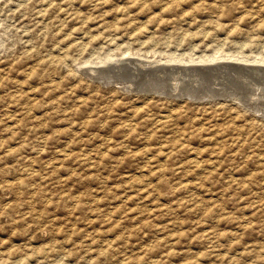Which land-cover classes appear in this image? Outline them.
<instances>
[{"label": "rangeland", "instance_id": "1", "mask_svg": "<svg viewBox=\"0 0 264 264\" xmlns=\"http://www.w3.org/2000/svg\"><path fill=\"white\" fill-rule=\"evenodd\" d=\"M262 85L264 0H0V264H264Z\"/></svg>", "mask_w": 264, "mask_h": 264}, {"label": "bare ground", "instance_id": "2", "mask_svg": "<svg viewBox=\"0 0 264 264\" xmlns=\"http://www.w3.org/2000/svg\"><path fill=\"white\" fill-rule=\"evenodd\" d=\"M258 57V56H257ZM209 59H207V61H214V62H216V61H218V59H220V58H223V57H220V58H214V57H208ZM231 58V57H230ZM120 61V60H119ZM172 61V60H171ZM174 61V60H173ZM230 61V60H229ZM244 61V60H243ZM258 60H256V62H257ZM196 62V61H195ZM199 62H205L206 63V60H203V59H201V60H199ZM227 62V61H226ZM255 62V61H254ZM259 62V61H258ZM209 63V62H208ZM141 64H143V63H141ZM207 64V63H206ZM240 64V63H239ZM143 65H147L146 63H144ZM170 65V64H169ZM166 66V65H165ZM124 67V66H123ZM155 67V66H154ZM153 67V68H154ZM189 67V66H188ZM209 67V66H208ZM243 67V66H242ZM122 68V67H121ZM143 68V67H142ZM186 68V67H185ZM215 68H219V67H215ZM215 68H209V69H215ZM236 68V67H235ZM240 68V67H239ZM173 71V72H175L174 71V68L173 67H170L169 69H167V68H164V67H157V68H155V70H152V71H150V72H155V73H159V72H163L164 74H171V70ZM179 69V68H178ZM203 69V68H202ZM231 69H232V67H231ZM252 69V68H251ZM258 69V68H257ZM91 70V69H90ZM93 70V69H92ZM176 70V69H175ZM183 70H190V69H183ZM196 70V73L197 74H200V72H201V70L199 71V70H197V69H192V72L193 71H195ZM206 70V69H205ZM217 70V69H216ZM235 70H237V69H235ZM253 70H255L256 71V68H254L253 67ZM262 70V69H261ZM126 71H127V69H126ZM179 71V70H178ZM182 71V70H181ZM207 71H209L208 69H207ZM250 71V70H249ZM258 71V70H257ZM98 72V71H97ZM111 72V71H110ZM136 72V71H135ZM148 72V71H147ZM172 72V73H173ZM213 72V71H212ZM217 72V71H216ZM102 73H104V70H100L99 71V76H100V74H102ZM128 73V72H127ZM127 73H126V75H127ZM189 73H191V72H189ZM194 73V72H193ZM202 73H204V69L202 70ZM205 73H207V72H205ZM255 73V72H254ZM122 74H124L123 72H122ZM122 74H120V75H122ZM133 74H134V72H133ZM145 74V73H144ZM160 74V73H159ZM163 74V75H164ZM180 74V73H179ZM184 74V73H183ZM197 74H196V76H197ZM252 74V73H251ZM259 74V73H258ZM155 75V74H154ZM160 75H162V73L160 74ZM172 75V74H171ZM187 75V74H186ZM190 75V74H189ZM227 75V74H226ZM235 75V74H234ZM128 76H130V75H128ZM133 76V75H132ZM137 76H139V75H137ZM137 76L135 77V79L137 78ZM140 76H142V75H140ZM153 76V75H152ZM183 76V75H182ZM199 76V75H198ZM201 76V75H200ZM199 76V78H201ZM101 77V76H100ZM102 77H104L103 76V74H102ZM110 76H108V78H109ZM112 77V76H111ZM121 77V76H120ZM173 77V76H172ZM190 77V76H189ZM240 77V76H239ZM260 77V76H259ZM115 78V77H114ZM113 78V79H114ZM123 78V77H122ZM144 78H146V76L144 77ZM169 78H170V76H169ZM176 78V77H175ZM261 78V77H260ZM125 79H127V77L125 78ZM151 79V78H150ZM172 79V78H171ZM173 79H174V77H173ZM206 79V78H205ZM108 80V79H107ZM110 80V79H109ZM122 80V79H121ZM139 80V79H138ZM175 80V79H174ZM191 80V79H190ZM201 80V79H200ZM123 81V80H122ZM192 81V80H191ZM193 81L195 82V81H198V80H196V79H193ZM205 81V80H204ZM117 82V81H116ZM129 82V81H128ZM132 82V81H131ZM139 82H140V80H139ZM144 82V81H143ZM150 82V81H149ZM160 82V81H159ZM163 82H165L164 80H163ZM193 82V83H194ZM201 82V81H200ZM142 83V82H141ZM153 83H155V82H153ZM162 83V82H161ZM181 83V82H180ZM192 82H191V84H193ZM202 83V82H201ZM121 84V83H120ZM119 84V85H120ZM122 84H124L125 85V83H122ZM121 84V85H122ZM131 84H133V83H131ZM146 84V83H145ZM144 84V85H145ZM185 84H187V83H185ZM184 84V85H185ZM205 84V83H204ZM260 84V83H259ZM143 85V86H144ZM147 85V84H146ZM144 86L145 88L146 87H148V86ZM153 85V84H152ZM151 85V86H152ZM143 86H137V90H140L141 92H142V87ZM150 86V87H151ZM155 86V84L153 85V87H151V90H154L155 92H156V90L154 89V88H157V87H154ZM162 86V85H161ZM190 86V85H189ZM246 86V85H245ZM254 86V85H253ZM261 86V85H260ZM260 86H258V87H260ZM125 87H129V85L128 86H125ZM135 86H133V88H134ZM138 87H140V89L138 88ZM143 87V90L145 89ZM257 87V88H258ZM262 87H263V85H262ZM132 88V87H131ZM161 88V87H160ZM190 88V87H189ZM187 88V86H183V88H181L180 86H178V87H173V88H170V91L168 92V91H166V92H168V94H174L175 96H180V95H186V96H188V97H191V98H204V97H213V96H217V95H215V94H219L218 92H216V91H213V90H210V91H206V93H205V91H204V93L203 92H196V91H194L195 89H193V87L192 88ZM208 88V87H207ZM253 88V87H252ZM136 89V88H135ZM136 90V91H137ZM149 90V89H148ZM163 90V89H162ZM153 91V92H154ZM133 92V91H132ZM158 92H159V89H158ZM157 92V93H158ZM253 92V91H252ZM259 92H261V93H259V96H255V97H253V101L251 100V99H246V98H243V97H234V96H231V95H226V96H228V97H230V98H232V99H234V100H236V101H238L239 103H241V104H243V105H245V106H247V107H249L250 109H252V111H255V112H257V113H262V114H264V100H262L263 98H264V96L263 95H261L262 93H264V87L263 88H259ZM255 93V92H254ZM160 94V93H159ZM231 94V93H230ZM234 94V93H233ZM257 95V94H256ZM219 96H221V95H219ZM225 96V95H224ZM240 96V95H239ZM250 98V97H249ZM262 98V99H261ZM246 99V100H245ZM262 100V101H261ZM259 101H261V102H263V103H257V102H259ZM253 102H255L256 104H253ZM248 109V108H247ZM64 156V155H63Z\"/></svg>", "mask_w": 264, "mask_h": 264}]
</instances>
